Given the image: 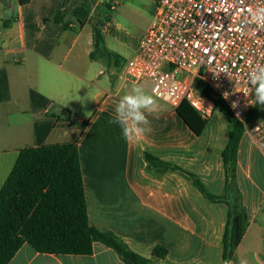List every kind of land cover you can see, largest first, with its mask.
I'll return each instance as SVG.
<instances>
[{
	"label": "crops",
	"instance_id": "0c3cea01",
	"mask_svg": "<svg viewBox=\"0 0 264 264\" xmlns=\"http://www.w3.org/2000/svg\"><path fill=\"white\" fill-rule=\"evenodd\" d=\"M110 1L0 0V188L20 149L74 142L90 224L148 264H264V106L251 95L228 189L222 152L233 123L215 107L196 135L161 99L159 111L148 116L151 132L126 142L108 121L130 90L127 83L149 91L150 85L123 72L137 45L128 57L108 49L104 34L111 35L114 23L101 20L99 9ZM93 24H101L103 46L117 59L93 53ZM89 108L85 117H68ZM69 131L78 135L67 139ZM146 154L194 174L226 200H207L186 175L150 166ZM234 206L240 215L233 258L225 263L223 235ZM156 247L166 249L163 258L152 254ZM7 264L126 263L94 243L87 256L43 254L24 244Z\"/></svg>",
	"mask_w": 264,
	"mask_h": 264
},
{
	"label": "trees",
	"instance_id": "16d2710c",
	"mask_svg": "<svg viewBox=\"0 0 264 264\" xmlns=\"http://www.w3.org/2000/svg\"><path fill=\"white\" fill-rule=\"evenodd\" d=\"M26 2L20 0L21 4ZM100 27L101 24H93V53L101 52L105 58L115 60L118 57L103 46ZM194 86L233 123L229 140L222 152L226 172L225 189H228L243 124L232 117L208 86L200 80H196ZM175 111L193 133H201L206 120L192 107L182 102ZM145 157L149 165L158 170L172 169L186 175L207 200H226L225 195L211 194L194 174L151 155L146 154ZM237 215L240 213L234 206L229 211L223 235L222 258L225 263L233 258ZM240 224L244 226L243 221ZM94 243L111 248L126 264H148L147 259L132 252L113 233L100 231L90 224L79 154L74 142L20 149L0 188V264H7L24 244L43 254L87 256L92 254ZM166 253L162 247H156L152 252L159 258H163Z\"/></svg>",
	"mask_w": 264,
	"mask_h": 264
},
{
	"label": "built area",
	"instance_id": "2783aa9c",
	"mask_svg": "<svg viewBox=\"0 0 264 264\" xmlns=\"http://www.w3.org/2000/svg\"><path fill=\"white\" fill-rule=\"evenodd\" d=\"M258 7L264 0H155L150 24L123 72L148 82L157 99L173 108L186 102L206 120L213 103L195 88L200 80L243 124L253 103L251 93L244 95L248 74L264 64V28L250 16Z\"/></svg>",
	"mask_w": 264,
	"mask_h": 264
},
{
	"label": "clouds",
	"instance_id": "9594fccd",
	"mask_svg": "<svg viewBox=\"0 0 264 264\" xmlns=\"http://www.w3.org/2000/svg\"><path fill=\"white\" fill-rule=\"evenodd\" d=\"M250 16L258 27L264 28V7L250 10ZM247 84L244 95L253 94L255 104L264 106V64H257L252 68ZM233 107H236V102H233ZM159 109V101L154 95L148 93L142 85H133L131 91L119 99L114 109V118L108 123L120 128L126 142H135L151 132L148 116L157 113ZM240 264H247V261L241 260Z\"/></svg>",
	"mask_w": 264,
	"mask_h": 264
},
{
	"label": "rangeland",
	"instance_id": "374dc122",
	"mask_svg": "<svg viewBox=\"0 0 264 264\" xmlns=\"http://www.w3.org/2000/svg\"><path fill=\"white\" fill-rule=\"evenodd\" d=\"M155 0H115V5L112 1L109 2V7L101 6L99 9L100 19L104 20L108 16L112 23H114V31L111 35L104 34V38L107 37L108 49L115 53L122 52L128 57L133 47L138 43V40L143 36L145 30L152 19V11H154ZM185 73H180L179 76H184ZM131 87V83H127ZM149 87V86H148ZM150 93L149 89H145ZM126 92V91H124ZM151 94V93H150ZM122 95V94H121ZM118 96V98L121 97ZM159 103H163L161 99H158ZM92 108L78 110L73 112L68 117L72 120H76L78 117H85V113H91ZM87 115V114H86ZM87 118V117H86ZM70 129V127H69ZM75 130V129H74ZM67 139L78 135L77 131H69L67 133Z\"/></svg>",
	"mask_w": 264,
	"mask_h": 264
},
{
	"label": "water",
	"instance_id": "95a60500",
	"mask_svg": "<svg viewBox=\"0 0 264 264\" xmlns=\"http://www.w3.org/2000/svg\"><path fill=\"white\" fill-rule=\"evenodd\" d=\"M7 3H9V2H7ZM9 12H7V14H8Z\"/></svg>",
	"mask_w": 264,
	"mask_h": 264
},
{
	"label": "bare ground",
	"instance_id": "6f19581e",
	"mask_svg": "<svg viewBox=\"0 0 264 264\" xmlns=\"http://www.w3.org/2000/svg\"><path fill=\"white\" fill-rule=\"evenodd\" d=\"M49 260V259H48Z\"/></svg>",
	"mask_w": 264,
	"mask_h": 264
}]
</instances>
